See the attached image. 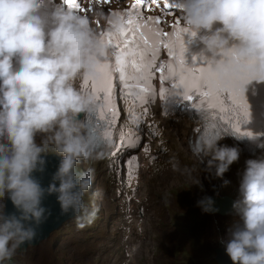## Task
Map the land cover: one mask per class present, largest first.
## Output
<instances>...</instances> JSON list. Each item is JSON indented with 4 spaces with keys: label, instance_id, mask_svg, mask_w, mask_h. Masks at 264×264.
<instances>
[{
    "label": "clouds",
    "instance_id": "1",
    "mask_svg": "<svg viewBox=\"0 0 264 264\" xmlns=\"http://www.w3.org/2000/svg\"><path fill=\"white\" fill-rule=\"evenodd\" d=\"M42 3L0 0V264H22L21 252L41 245L40 234L47 233L37 230L51 215L43 200L53 194L62 217L42 245L81 218L84 222L68 230L56 246L78 248L87 240H99L98 247L83 252L80 264L91 254H111L121 238V257L113 254L101 264H139V259L165 264L170 256L164 247L176 240L175 214L185 205L193 210H186L190 215L204 211L238 217L224 247L215 251V262L219 250L233 264H264V0L177 3L184 26L205 33L201 43L209 52L234 53L213 65V72L222 79L247 74L240 91L250 114L241 128L251 136L220 133L217 124L203 120L198 122L200 131L183 120H172L163 130L158 123L162 117L154 119L151 113L141 130L163 132L149 156L131 149L132 140L120 145L110 122L96 124V97L79 87L85 78H99L106 56L125 82L131 54L109 53L85 15L58 8L47 18L41 16ZM110 19L114 32L125 29L119 17ZM119 115L139 130L130 117ZM49 148L53 154L48 155ZM174 148L181 151V168L170 165ZM47 157L60 163L44 187L34 173L45 170ZM169 170L178 187L157 195L160 189L152 180ZM110 191L116 195L112 209ZM9 200L15 209L11 213ZM62 253L63 263H58H71V254ZM51 255L44 251L41 258Z\"/></svg>",
    "mask_w": 264,
    "mask_h": 264
},
{
    "label": "snow or ice",
    "instance_id": "2",
    "mask_svg": "<svg viewBox=\"0 0 264 264\" xmlns=\"http://www.w3.org/2000/svg\"><path fill=\"white\" fill-rule=\"evenodd\" d=\"M75 9H81L83 0H71ZM162 6L166 10L177 9L173 0H134L128 10L126 23L127 32H119V40L109 39L107 44L116 51H127L132 56V65L145 81L142 91L150 90L149 81L156 76L165 85L161 89L162 99L179 95L194 109L201 106L213 109L219 121V131H231L233 135H248L241 128L248 123L249 105L240 89L241 84L247 82V74L240 76H226L223 79L213 72V65L223 63L234 53L215 54L219 60L206 59L203 55L192 57V63L186 60V37H195L197 33L188 27H181L177 22L172 29L166 30L162 26L160 16H145L149 5ZM143 5V9L141 6ZM163 51V56L161 52ZM100 80H93L92 88L96 99L103 98L110 109L113 92L112 69L109 67L107 56L100 65ZM88 79L85 78V84ZM171 88V92H167ZM103 118V117H101Z\"/></svg>",
    "mask_w": 264,
    "mask_h": 264
},
{
    "label": "rangeland",
    "instance_id": "3",
    "mask_svg": "<svg viewBox=\"0 0 264 264\" xmlns=\"http://www.w3.org/2000/svg\"><path fill=\"white\" fill-rule=\"evenodd\" d=\"M173 124V122L171 123ZM170 124V125H171ZM169 127V125H168ZM167 127V128H168ZM168 130V129H167ZM38 142L41 139L40 136H38ZM53 150L51 148H49L48 150V155L53 154L52 152ZM36 173H41L40 171L35 172ZM168 190H172L170 187H168ZM154 193V192H153ZM109 199H108V207L110 209H112L113 207V203L112 201L115 200L116 195L114 194L113 191L109 192ZM54 205H51V209H53ZM189 205H185V210H189ZM1 208V205H0ZM230 209H232L231 205H230ZM190 211V210H189ZM193 211V210H192ZM190 211V212H192ZM60 212L56 213V220L60 219ZM155 213L157 214L156 210ZM172 218V216H171ZM116 227V226H115ZM114 228V226L112 227ZM40 229V231H43V227L40 226L38 228V230ZM171 231H172V227H171ZM204 229H199V232H203ZM217 225L216 222L212 219H210L207 224H206V230L205 233L199 237L198 239V243L197 244H192V245H187L183 250L178 248L176 249V244L175 241L174 243H172L170 246L168 247H164V250L166 252V254L168 256H170L169 261H167L165 264H205L206 262V257L205 255L201 254H207L209 248L212 245L213 240L215 239L216 235H217ZM44 233H46L47 231H43ZM51 233V232H50ZM40 234V238L38 243L41 244L39 245L35 250L33 249H27L25 251L21 252L20 258L22 259V264H30L31 261L36 262V264H48V262L50 261V258H45L44 260H42V255L44 254V251H48L52 254L53 259L56 261H61L63 263L62 260V252H69L71 254L72 257V262H68V261H64V264H80L82 257H83V252L88 251L89 249H92L94 247H98L100 245L99 240L96 241L95 240H87L83 245H78V248H75V245L71 246V247H67V245L69 244H65L64 246H62V248L60 250H58L56 247L51 248L49 245H42L43 243V239L47 238V235L50 234ZM106 237H108L107 234H105ZM69 241H71V239L67 240L66 243H69ZM74 241V240H73ZM37 243V244H38ZM123 250V243H122V238L120 240L119 245L113 249L111 251V254H105L104 256L100 255L99 253H95V254H91L88 257V261H85L84 264H101L104 260L106 259H111L112 255L114 254L115 256L118 255V257H121V253ZM176 251V253H175ZM201 252V253H199ZM93 255V256H92ZM68 256V255H67ZM140 262L139 264H149L147 262H143L142 259H139ZM143 263H142V262ZM133 264V262H132ZM208 264H217L215 261H209Z\"/></svg>",
    "mask_w": 264,
    "mask_h": 264
},
{
    "label": "trees",
    "instance_id": "4",
    "mask_svg": "<svg viewBox=\"0 0 264 264\" xmlns=\"http://www.w3.org/2000/svg\"><path fill=\"white\" fill-rule=\"evenodd\" d=\"M212 219L216 222L218 231L215 239L212 242L211 247L209 248L207 254L201 253L205 255L206 262L208 264L209 261H214L213 256L217 249L224 247L223 241L228 238L229 230L235 221H238L237 216L232 217H218L212 216L209 213L204 211H197L194 215L188 214L185 209L179 210L175 214V224H176V249H184L187 245L196 244L199 237L205 233L207 222ZM84 221L81 218H75L71 222L67 224V226L54 237L50 236L48 245L51 248H54L58 245L60 239L63 235L73 227L82 224ZM218 222V223H217ZM190 224V225H189ZM186 226V227H185ZM204 229L203 232H199V229ZM196 236V237H195ZM54 240V241H53ZM176 253V251H175ZM48 264H61L58 261L53 259V256H50V261Z\"/></svg>",
    "mask_w": 264,
    "mask_h": 264
},
{
    "label": "bare ground",
    "instance_id": "5",
    "mask_svg": "<svg viewBox=\"0 0 264 264\" xmlns=\"http://www.w3.org/2000/svg\"><path fill=\"white\" fill-rule=\"evenodd\" d=\"M135 113H137V111H135ZM148 117H146L147 119ZM81 119H85V118H81ZM172 119L169 120H163L161 118L158 119V123L160 125V127L165 130V128L171 123ZM184 124L187 126H191L192 124L190 122H188V120H183ZM173 122V121H172ZM182 146H185V148H187L185 143L181 144ZM202 156H199V158H201ZM169 158L171 159L170 165H173L176 168H181L183 165V158L181 155V151L179 149H172L169 153ZM60 163V160L58 158H50L47 157V163L45 166V170L41 173H36L34 174V176L40 181V183L42 184V186L47 187L49 185V183L51 182L52 179V175L53 173L57 170V167ZM152 182L155 184V186L157 188H159V191H156L157 195H160V193L162 191H169L168 187H170L171 189H175L178 187L177 184V178L174 176L173 171L169 170L163 174H161L160 176H156L153 178ZM153 192V191H152ZM215 204H224L226 205L227 202L226 201H215ZM51 205L53 206V209H51ZM43 206L46 207L51 215L48 216V218L46 219V221L44 223H42L40 226L43 227V231H47L46 233L49 232H53L55 231L59 225H60V219L62 217V213H60V219L56 220V213L60 212V205L57 202L56 199V195H46L44 200H43ZM157 212V215H162V211H160V209H155ZM7 211H11L14 212L15 209L11 203V201H8V205H7ZM229 211V209H228ZM217 213H223L220 210L216 211ZM39 226V227H40ZM38 227V228H39ZM38 232L40 231L37 230Z\"/></svg>",
    "mask_w": 264,
    "mask_h": 264
},
{
    "label": "water",
    "instance_id": "6",
    "mask_svg": "<svg viewBox=\"0 0 264 264\" xmlns=\"http://www.w3.org/2000/svg\"><path fill=\"white\" fill-rule=\"evenodd\" d=\"M9 213H11V211H7ZM36 241H33L32 243L35 244ZM219 251V250H218ZM216 252V262L218 264H233L232 260L230 259V257L226 254V251L220 253V252Z\"/></svg>",
    "mask_w": 264,
    "mask_h": 264
}]
</instances>
